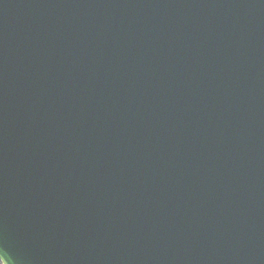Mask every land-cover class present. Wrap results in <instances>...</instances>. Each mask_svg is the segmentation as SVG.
<instances>
[{
	"label": "water",
	"instance_id": "1",
	"mask_svg": "<svg viewBox=\"0 0 264 264\" xmlns=\"http://www.w3.org/2000/svg\"><path fill=\"white\" fill-rule=\"evenodd\" d=\"M2 264H264V0H0Z\"/></svg>",
	"mask_w": 264,
	"mask_h": 264
},
{
	"label": "trees",
	"instance_id": "2",
	"mask_svg": "<svg viewBox=\"0 0 264 264\" xmlns=\"http://www.w3.org/2000/svg\"><path fill=\"white\" fill-rule=\"evenodd\" d=\"M0 264H2L1 261H0Z\"/></svg>",
	"mask_w": 264,
	"mask_h": 264
}]
</instances>
